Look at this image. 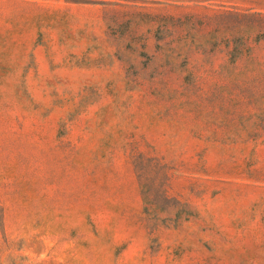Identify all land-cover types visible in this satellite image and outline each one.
<instances>
[{
	"label": "rangeland",
	"instance_id": "1",
	"mask_svg": "<svg viewBox=\"0 0 264 264\" xmlns=\"http://www.w3.org/2000/svg\"><path fill=\"white\" fill-rule=\"evenodd\" d=\"M0 264H264V0H0Z\"/></svg>",
	"mask_w": 264,
	"mask_h": 264
}]
</instances>
